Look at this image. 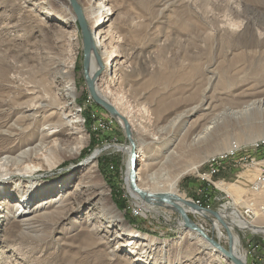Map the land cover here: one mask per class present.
<instances>
[{"label": "rangeland", "instance_id": "374dc122", "mask_svg": "<svg viewBox=\"0 0 264 264\" xmlns=\"http://www.w3.org/2000/svg\"><path fill=\"white\" fill-rule=\"evenodd\" d=\"M97 1L113 12L111 31L103 50L112 48L116 53L110 66L100 69L98 89L126 117L133 129L137 152L147 158L143 184L148 189L164 190L176 178L175 190L185 200L194 202L200 194L199 188H203L212 197L215 194L223 197L214 205L218 212L226 202L242 206V199L250 194L241 183L255 179L256 169H246L244 164L238 169L228 159L225 168L211 177L215 184L208 186L198 173L207 169L211 156L227 149L233 140L248 146L264 136V91H258L264 88V48L259 49L264 44L245 50L239 45L224 46L220 42L218 37L223 33L213 28L211 19L218 17L219 23H228L231 29L238 25L240 31L246 25L238 20L229 22L230 6L234 4L231 5V0ZM251 3L243 0L241 9L247 5L253 14L264 12L255 10ZM68 6L74 12L69 0H0V148L9 141L18 142L16 135L1 132L20 115L16 102L38 104L40 97L47 95L49 99L60 93L59 88L71 80L78 95L75 107H67L65 113L75 109L81 119L85 113L92 119L90 124L86 120L83 123L84 137L78 144L81 153L65 157L54 151L50 161L37 160L41 165L34 176L38 188L34 192H39V197L30 198L25 213L45 210L43 203L72 189L86 170L81 164L90 153L99 151L97 172L92 178L105 184L109 202L123 221L113 223L94 214L98 209V200L94 198L74 201V211L69 210L68 216L42 217L24 230L15 221L13 211L22 196H26L23 187L27 179L24 183L12 181L0 189V200L6 203L0 208V264H234L225 256L216 259L188 232L185 220L173 207L148 202L155 207L147 210L128 194L125 187L128 154L117 150L119 146H131L125 124L97 104L89 91L83 36L78 20L75 23L67 20ZM192 11L193 15H189ZM255 35L254 29L241 34L239 42L248 43L247 46L254 44ZM64 68L69 78L58 76ZM203 95L210 101L208 108H199L191 114ZM61 100L64 101L62 95ZM49 112L37 113L39 125ZM98 118L108 120L104 127ZM213 118H218L214 124L210 122ZM208 121L212 126L210 132L194 143L195 135ZM20 123L26 126L31 122L24 118ZM63 134L61 137L67 136ZM32 140L36 143L38 137ZM71 141H76L74 136ZM28 145L31 144L23 143L15 149L19 152ZM251 156L264 159L263 152ZM195 164H199L197 169H189ZM236 173L242 178L238 179ZM219 182L228 185V191L222 188L221 192ZM238 187L240 194L235 193ZM114 199L122 201L125 207L120 209ZM260 201H264V196ZM55 203L53 208L47 207L49 211L55 209ZM186 208L188 216L209 236L228 247L227 229L219 219L206 210L204 216ZM213 220L219 222L222 237L213 228ZM223 220L232 234L238 233L240 253L245 254L244 260L249 264L252 248L244 242L249 229L244 224L240 228ZM255 224L264 226V217L259 216ZM128 227L137 231L135 237L128 233ZM122 230L125 235L115 238L114 234ZM263 237L257 235L255 240L262 242Z\"/></svg>", "mask_w": 264, "mask_h": 264}, {"label": "bare ground", "instance_id": "6f19581e", "mask_svg": "<svg viewBox=\"0 0 264 264\" xmlns=\"http://www.w3.org/2000/svg\"><path fill=\"white\" fill-rule=\"evenodd\" d=\"M85 1L86 3L84 5L81 4V8L85 20L88 23L89 33L93 41L92 49L88 61L89 79L90 81L93 82L97 94L102 99L107 100V98L98 89L97 80L99 78V74H98L99 70L104 67L110 66L111 59L113 55L116 54L115 50L112 48H106L105 50H103V47L106 45V41L111 31L112 19L110 15H112L113 12L110 10L109 7H106V4H104L103 2L97 0H85ZM251 1L253 2L251 4L252 5L254 4L255 10H258L259 8L264 11V0H251ZM233 2L234 4L232 5ZM244 4H243V0H231L232 7L230 6V18L228 19L229 22H233V23H235V21L237 20L239 24L240 22H245L246 25L243 27L244 29H242L241 31L239 29L237 30L238 23L236 24L237 25L236 29H234L235 24L234 26H232L233 29H231V27L227 25L228 24L227 22H226L227 24L219 23L218 17L210 20V24L213 26V28H215L216 31L220 30L219 32L223 33V34H219L218 38L224 46L239 45L240 47L242 46L246 50L248 47L252 45L256 44L257 47H260L261 44H264V12L261 13L260 11V13L258 12L253 14L249 11V7H247V5H245L246 7L241 9V7ZM68 8L70 12L67 17V20L72 23H75L77 21V16L75 12L71 10L70 6H68ZM193 12L194 11L189 12V15L192 14ZM233 23L231 24L233 25ZM253 29L256 30V35H255L256 39L254 38L255 40L253 42L254 44L250 43L249 46H247L248 43L241 44L242 42H239L241 41L239 36ZM237 31H239L238 36L235 35ZM263 48L264 47H261L259 49H263ZM102 60L105 61V63ZM67 72L68 70H65V68L61 69V71L58 73V76L64 79L69 78ZM58 91H60V93L57 92L53 94L52 96H50L49 99H47V95L45 97L44 96L40 97L41 99L39 100L38 104L29 101H24L19 103L16 102L15 106H18L19 110L21 111L20 115L16 118L17 120H15L17 123L16 122L12 123L10 126H8V129L1 130V132L7 133L11 136L16 135L18 142L13 143V141L12 142L9 141L8 145H4L3 147L0 148V189L2 187H5V185L11 183L12 181H17L18 183H24V179H27V185L23 187L24 188L23 195L26 196H22V201L19 204L16 203L17 207L13 211L15 221L19 222L21 227L24 230H26L33 227L42 217H48L54 214H56L55 216L56 217L58 216V218L64 215L68 216L67 215L68 211L74 209L73 207L74 201L76 202L85 199L96 198L98 200L97 202L98 209L96 208L94 210V214L102 215L113 223L121 222L123 221L122 220L123 218L121 216H118V214H116L115 209L109 202V195H108L109 193L107 192L105 184L100 179L92 178V176L97 172L98 165L96 158L99 155L98 154L99 151L90 153L87 159L84 160V162L81 164L86 166V170H84L81 173L80 177L76 181L75 186L72 189L66 190V192H64V194L59 198L52 197V199L48 200L46 203H43L45 210L37 211L35 213H25L31 201L30 198L39 197V195L37 196V193L39 192L36 193L34 192V190L38 189L36 188V182H35L36 178L34 176L40 169L38 168V166L41 165V162L40 161L37 162V160L43 159L46 162L50 161L51 158H54V151L55 153L58 151L60 155H64L65 157H75L81 153L80 145L78 146V144L81 142V140L84 137L83 123L85 122V118L83 117L81 119L80 116L78 117L77 116L78 114L75 112V109L73 111L65 113L67 107H75L74 102L76 101L78 91L76 87L73 85V82L71 80L69 81L68 85L66 84L62 86L61 88H59ZM258 91H264V88ZM61 95L64 97V101L61 100ZM263 100H259V101H263ZM209 104L210 101L207 99L205 95H203L200 102L192 108L190 113L192 114L194 111H196L199 108L206 110ZM41 111L44 112L50 111V112L49 114L44 116L43 122L41 123V125H39L37 119V113ZM118 111L119 113H121L119 109ZM111 115L117 117L119 121H122L118 113H113V114L111 113ZM24 118L30 120L31 123L29 125L23 126L21 124L22 122L20 123V121H22ZM179 118L181 117L179 116ZM205 118L206 117L204 116L203 120ZM201 120H202V116H201ZM217 121L218 118H213V120L210 122L214 124ZM208 123L209 121L206 123L205 126H203V129H201V131L195 135L194 143L202 140L210 132L212 126H210ZM131 132H133L132 128H131ZM62 134L63 136L64 135L67 136L61 137ZM34 136L38 137V141L36 143L32 142L33 141L32 137ZM72 136L75 137L76 139L75 142L71 141ZM23 143L26 144L30 143L31 145H28L23 149L20 148L19 152H17L15 146L23 145ZM117 150H124L128 154L129 163L127 164V177L125 178V187L127 189L128 194L133 198V201L135 203L140 204V206H144L147 210L153 209L155 207L153 206V204H147L148 202L150 203V201L153 199V196L142 197L131 183L130 153L132 151V147L119 146L117 147ZM138 153H139L138 155L139 167L136 172L137 173L136 182L139 188H141L145 192H150L154 194L159 192H164V193H168L173 198L176 196L178 198L185 199L183 195L179 194L175 190L174 186L177 181L176 178L172 182H170L167 188H165L164 190H160V189L153 190L152 188L148 189V187L143 184L144 183L143 180H145L147 177L146 168H145V165H147V158L141 155L139 151ZM198 166L199 164H195L192 165L189 169H195V168L197 169ZM218 186L220 189L223 188L224 190L228 191V185L219 182ZM19 187L20 186L16 188ZM233 191L234 190H232L231 192ZM235 193L238 194L241 193L239 187L237 188ZM23 197H25L24 200ZM238 200L240 199L238 198ZM54 202H56L55 203L56 206H54L55 209L49 211L47 207L52 206L53 208ZM178 202L180 206L183 207V209H185L187 213L188 209L186 207L189 206H185V204H183L181 201ZM146 204L147 206H145ZM238 204L239 203L234 202L231 205H225V209L221 210L219 214L222 219L225 218L231 221L232 225L234 223V226L236 225L237 227L241 228L243 227L242 221L233 218L234 216L233 212L238 213V211L236 210L238 208L237 207ZM5 205L6 203L0 200V208L4 207ZM230 206L233 208H230ZM22 213L25 214L22 215ZM18 214H20V216H16ZM198 214L205 215V213L201 211L198 212ZM212 225L213 228L217 231L218 236L222 237L224 233L222 232L219 222L217 220H213ZM188 229H189L188 232L192 234L196 239L201 241L205 245L206 249H209L215 255L216 259L218 257H222L223 259H225L224 255L214 246H212L205 238L199 235L197 231L190 228ZM230 230L232 231V229ZM128 233H132L133 237H135L136 235L135 233H137V231H133L128 227ZM123 235H125V230L117 232L116 234H114V237L120 239L121 237H123ZM232 239H233V247L235 249V252L239 254L240 253L239 245L241 244V240L240 237L238 236V233H236L235 231L234 234H232ZM239 255L243 259L245 258V254L240 253ZM197 261L198 263L202 262L201 260L200 261L197 260Z\"/></svg>", "mask_w": 264, "mask_h": 264}, {"label": "built area", "instance_id": "2783aa9c", "mask_svg": "<svg viewBox=\"0 0 264 264\" xmlns=\"http://www.w3.org/2000/svg\"><path fill=\"white\" fill-rule=\"evenodd\" d=\"M98 119H100L98 121L101 122V127H104L108 122L106 118ZM259 152L264 153V136L250 142L248 146L241 144L237 140H233L227 149L211 156L207 161V169L198 173V176L203 180V183H206L208 186L210 183L215 184L214 181H211V177L217 175L225 168L228 159L232 160L234 162L233 165L238 169H241V165L244 164V166H247L246 169L249 167V169L254 168L257 170V175L254 177L255 179L241 183L244 185L250 196L242 199L244 202L242 206H237L238 208L236 210L239 214L232 211L234 214L233 218L242 221L246 228L249 229L244 235V242L248 247L252 248L250 249V256L248 258L249 264H264V237L262 238V242L255 240V236L257 235L262 234L264 236V226L254 225L259 216L264 217V201H260V198L264 196V159L259 160L251 156L252 153L258 154ZM236 177L240 179L242 178V175L236 173ZM204 187H206V185ZM219 190L223 192L220 188ZM199 193V196L194 199V202L198 206L208 210L214 209L216 202L221 198L223 199V197H219L218 194H215L212 197V195L207 193L203 188H199ZM226 203L221 204V208H218V210H224L225 205H228ZM230 208L233 207L230 206ZM249 226H255V229L261 231L250 230ZM247 255L248 253H246V257Z\"/></svg>", "mask_w": 264, "mask_h": 264}, {"label": "water", "instance_id": "95a60500", "mask_svg": "<svg viewBox=\"0 0 264 264\" xmlns=\"http://www.w3.org/2000/svg\"><path fill=\"white\" fill-rule=\"evenodd\" d=\"M71 5L73 6L74 12L77 16V20L79 22L82 36H83V47H84V64H85V76L87 80V84L89 87V91L94 99V101L99 104L100 106L104 107L107 109L110 113H118L120 119L124 122L125 124V131H126V136L129 139V143L132 147V151L130 153V167H131V183L133 187L139 192V194L144 197V196H153V199L150 202H153L155 204H167L170 207H173L180 213V215L183 217L185 220V226L197 231L199 235H201L203 238H205L212 246H214L217 250H219L226 258L230 259L234 264H247V261L244 260L240 255H238L235 252V249L233 247V239H232V233L228 228V225L226 222L221 218L220 214L218 211L214 209H205L201 206L196 205L193 201L185 200L182 198L178 197H172L168 193L164 192H159V193H150V192H145L141 188L138 187L137 182H136V177H137V168H138V152H137V146L136 143L132 137V132H131V127H129V122L126 119L125 116H123L121 113H119L117 107L113 105L110 101L102 99L96 92L94 84L92 81L89 79V72H88V61H89V55L91 53L92 49V38L89 33L88 29V23L85 20L84 14L82 12L81 5L78 3L77 0H69ZM102 71V69H101ZM99 70V74L101 73ZM181 201L183 204L189 206L191 209H193L195 212H203L206 210L208 213L213 215L216 219H219L221 221L225 228L227 229V233L229 236V243L228 247H225L223 244H221L218 240H215L213 237L209 236L203 228H201L198 223L193 221L188 214L186 213L185 209L180 206L179 202ZM205 216V215H204Z\"/></svg>", "mask_w": 264, "mask_h": 264}, {"label": "trees", "instance_id": "16d2710c", "mask_svg": "<svg viewBox=\"0 0 264 264\" xmlns=\"http://www.w3.org/2000/svg\"><path fill=\"white\" fill-rule=\"evenodd\" d=\"M85 116V120H86V123L87 124H90L92 119L90 117V115H88V113H85L84 114ZM115 203L117 204V206L120 208V209H123L125 207L124 203L122 201H118L116 199H114ZM128 220L131 222L132 220L128 218Z\"/></svg>", "mask_w": 264, "mask_h": 264}]
</instances>
